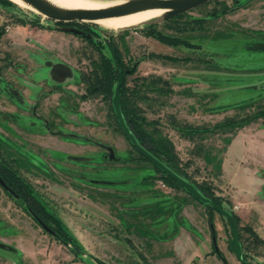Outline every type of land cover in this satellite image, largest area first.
<instances>
[{
    "label": "rangeland",
    "instance_id": "374dc122",
    "mask_svg": "<svg viewBox=\"0 0 264 264\" xmlns=\"http://www.w3.org/2000/svg\"><path fill=\"white\" fill-rule=\"evenodd\" d=\"M233 6V0H211L157 22V31L196 44L188 48L144 35V23L121 30L90 20L57 25L24 5L0 0V26L10 27L0 39V57L6 56L0 60L5 65L0 141L18 161L38 168H21L17 174L85 249L76 257L0 186V242L7 246L0 247V264H198L190 263L188 253L198 246L213 251V243L227 264H242L231 259L235 256L228 247L227 222L213 213V242L204 206L166 184L161 173L141 159L116 128L108 98L87 96L83 81V76H91L103 40L122 36L128 49L124 58L138 62L126 85L133 86L135 77L156 75L172 88L168 96L147 93L139 103L144 115L158 121L180 163L189 162L183 167L188 176L211 184L221 196L217 173L223 160L232 159L239 169L249 164V157L237 150L227 153L229 133L189 140L176 124L212 126L226 117L252 114L264 104V46L254 48V32L249 31L264 27V0L246 2L237 11ZM178 26L186 29L179 31ZM63 28L78 29L94 42ZM102 52L108 53L105 47ZM150 53L160 57L150 59ZM263 126L264 118H259L235 131L246 135ZM226 174L231 187L246 176L244 171ZM222 197L223 205L232 209L227 194ZM242 235L245 259L264 264V244L253 243L245 231Z\"/></svg>",
    "mask_w": 264,
    "mask_h": 264
},
{
    "label": "trees",
    "instance_id": "16d2710c",
    "mask_svg": "<svg viewBox=\"0 0 264 264\" xmlns=\"http://www.w3.org/2000/svg\"><path fill=\"white\" fill-rule=\"evenodd\" d=\"M2 1L6 3H12L10 0ZM70 23L72 22H55V24L57 25H67ZM156 24L157 23L154 22L147 23L145 25L146 28L143 29L144 35L155 38L161 43H165L170 46L183 45L188 48L196 47V44L182 37L180 38L178 36H170L157 31ZM186 24L187 23H185V25ZM175 28L179 31H183L186 29L185 27L181 28L179 26ZM190 28L193 29L194 27L191 26ZM4 33V27L0 26V39L2 38ZM75 35L82 37L88 43L93 44L94 42L92 38H89L85 33H75ZM94 46L97 47V45ZM104 47L108 52L107 54L102 52V48ZM97 53L99 54V57L97 60H94L92 62L93 67L90 74L91 76H83V81L87 83V96L102 95V97L108 98L116 128L121 131V133L124 135L116 120L111 104L113 90L118 81V77L121 74V110L127 126L135 136L138 143L143 146L146 150H148L152 155L164 162L167 166L175 170V172L182 175L189 181L193 182L204 196L211 199L217 205L225 207L223 205L225 199L214 192V188L211 184H208L203 181L198 183L188 176L187 172L185 171V168L183 167L188 166L189 162L186 161L183 165L180 163V159L178 157V154L176 153L173 142L162 132L157 120H149L146 118V116L144 115L145 110H143L142 107H140L139 105L141 100H144L148 97L147 93L149 92H155L158 95L168 96L172 92V88L170 86L169 81L162 78L161 76L149 75L141 78L135 77V84L133 86L126 85V76L133 74L136 71V66L138 62L131 61L130 57L128 59L124 58V54L128 53V49L125 46L124 39L122 36H120V40H116L112 36H109L104 39L103 43L97 47ZM157 57H160V55L154 53L149 54L150 59H154ZM166 58H168L169 60H176V58L173 57ZM4 59H6V56L0 57V60ZM4 66L0 64V80L2 79V69ZM8 93L12 95V92L8 91ZM259 118H264V104L260 105L259 109L252 114H246L245 116L238 118L226 117L223 120L213 124L212 126H192L190 124L183 123L182 125L176 124V127L177 130L180 132L181 136L192 140L194 137L198 138L203 134H209L214 132H233L234 130L241 128L247 124H250L252 121H255ZM141 159L147 160L146 158H143V156L141 157ZM134 160L137 159L134 158ZM21 168H25L26 170H31V168H34L39 171L38 168L30 162H27L25 160L18 161L17 158L11 152V150L8 148H4L0 141V177L5 182L7 187L11 189V191H13V193H10L0 185L2 189L6 192L8 196L12 197L14 201L20 207H22V209L36 223L37 221L32 216V214H36L45 224L51 227L52 230L56 233L55 236H52L53 238H55L58 242L67 245L76 257H81L83 254H85V249L83 248V246L76 240V238L67 230L63 223L55 215L48 213L46 209L40 204L31 187L24 183L21 180L20 176L17 174V170ZM154 168L161 173L160 177L166 184L171 187L181 188L175 181H173L168 176L164 175V173L161 172V170H159L156 166H154ZM199 203L202 204L201 202ZM227 203L230 205L229 201H227ZM202 205L204 206L206 211L209 228L212 231V235L215 237V230L213 227L212 218L213 213L216 211L212 208V206L208 204ZM230 210L232 212L237 227L239 240L241 241L243 237L242 231H245L248 234V239L250 237L253 240V243L264 244V240L261 239L250 226L241 225L239 217L234 213L232 209ZM221 218L226 221L223 216H221ZM214 252H216L217 256L225 262L224 257L222 256V253L220 251L214 250ZM244 258H246L245 253ZM100 264L106 263L100 261ZM225 264H227V262H225Z\"/></svg>",
    "mask_w": 264,
    "mask_h": 264
},
{
    "label": "water",
    "instance_id": "95a60500",
    "mask_svg": "<svg viewBox=\"0 0 264 264\" xmlns=\"http://www.w3.org/2000/svg\"><path fill=\"white\" fill-rule=\"evenodd\" d=\"M29 6L33 8V10L42 14L46 18L56 22H73V21H85V20H93L99 18H107V17H115L126 15L130 13H135L148 9H163L164 12L157 18L152 20L143 22L144 24L150 22H164L167 21L177 15L188 12L196 7H199L211 0H119L120 2L99 9H67L61 6L55 5L48 0H22ZM106 1V0H99ZM13 2V1H12ZM134 27V26H132ZM64 30H68L72 33H83L75 28H63ZM122 82L121 74L118 77V81L114 87L113 94L111 97V104L113 107V111L116 117V120L128 139V142L137 150V152L150 161L154 166H156L164 175L171 178L175 181L187 194L191 197L195 198L199 202L204 205H210L212 208L221 216H223L230 228L231 231V239L229 240L228 247L230 251L234 254V256L241 262L242 264H253L247 261L244 258L243 246L241 241L239 240V235L237 231V227L230 209L221 207L213 202L208 197L204 196L198 187L182 175L178 174L171 167L167 166L164 162L159 160L157 157L152 155L148 150H146L143 146H141L136 140L135 136L127 126L122 110H121V97H120V86ZM110 158H113V153L110 152ZM0 185L5 188L10 193H13L11 189L7 187L5 182L0 177ZM35 218L39 226L45 230L47 233L55 236V232L45 224L36 214H32ZM215 238H213L214 240ZM1 248H6L7 246L0 242ZM215 250H218L215 246Z\"/></svg>",
    "mask_w": 264,
    "mask_h": 264
},
{
    "label": "crops",
    "instance_id": "0c3cea01",
    "mask_svg": "<svg viewBox=\"0 0 264 264\" xmlns=\"http://www.w3.org/2000/svg\"><path fill=\"white\" fill-rule=\"evenodd\" d=\"M225 138L230 139L226 146L227 153L231 150L240 151L249 157V164L238 169V166H233L232 159L227 157L223 160V165L217 173V177L221 179V183L217 185L221 190L219 194L221 196L227 194V199L232 210L239 217L240 224L250 226L264 240V126L246 135H242L241 131L234 130L233 133L229 132V136ZM226 170L231 171L232 175L237 171H244L246 176H241L242 181L231 187V178L227 177ZM237 175L240 176V174ZM244 177L246 178L243 181ZM228 185L229 188H227ZM234 206L238 207L234 208ZM188 238L193 239L191 235H188ZM213 238L215 237L213 236ZM197 244L195 245L198 246ZM198 247L197 250L188 253L190 263L196 261L198 264H223L224 261L214 252L215 247L213 251ZM215 251H219V249ZM231 259L239 261L235 257H231Z\"/></svg>",
    "mask_w": 264,
    "mask_h": 264
},
{
    "label": "bare ground",
    "instance_id": "6f19581e",
    "mask_svg": "<svg viewBox=\"0 0 264 264\" xmlns=\"http://www.w3.org/2000/svg\"><path fill=\"white\" fill-rule=\"evenodd\" d=\"M15 3L26 6L27 8L33 9L31 6L23 2L22 0H11ZM51 3L61 6L67 9H99L104 8L113 4L120 2L119 0H48ZM164 12L163 9H148L135 13H130L121 16L115 17H107V18H99L93 19L95 23H98L106 28L121 30L125 28H129L132 26H137L142 24L143 22L152 20L154 18L159 17Z\"/></svg>",
    "mask_w": 264,
    "mask_h": 264
},
{
    "label": "flooded vegetation",
    "instance_id": "af4514ba",
    "mask_svg": "<svg viewBox=\"0 0 264 264\" xmlns=\"http://www.w3.org/2000/svg\"><path fill=\"white\" fill-rule=\"evenodd\" d=\"M249 1H252V0H233V4H234L233 9H234V11H237V10L241 9L244 6V4L246 2H249ZM63 25H65V24H63ZM249 31L251 33H252V31L254 32V33H252L253 35L251 34L252 36H255V38H253L254 40L252 41L253 47L254 48L263 49V47H259V46H264V27H259L257 29H252V30H249ZM4 89L7 90V91L12 92V95L14 96L15 92L12 90L11 87L4 86ZM214 242H215V239H214ZM215 246H216V243H213V248Z\"/></svg>",
    "mask_w": 264,
    "mask_h": 264
},
{
    "label": "built area",
    "instance_id": "2783aa9c",
    "mask_svg": "<svg viewBox=\"0 0 264 264\" xmlns=\"http://www.w3.org/2000/svg\"><path fill=\"white\" fill-rule=\"evenodd\" d=\"M10 27L9 26H5L4 30L5 31H9ZM238 206H234V208H237Z\"/></svg>",
    "mask_w": 264,
    "mask_h": 264
}]
</instances>
